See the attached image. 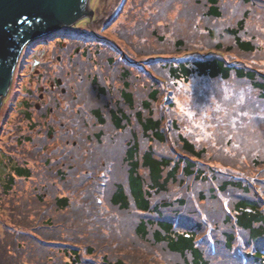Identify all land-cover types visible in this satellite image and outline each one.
Segmentation results:
<instances>
[{
  "label": "trees",
  "instance_id": "16d2710c",
  "mask_svg": "<svg viewBox=\"0 0 264 264\" xmlns=\"http://www.w3.org/2000/svg\"><path fill=\"white\" fill-rule=\"evenodd\" d=\"M121 11L37 40L63 83L4 131L0 264H264V0Z\"/></svg>",
  "mask_w": 264,
  "mask_h": 264
},
{
  "label": "water",
  "instance_id": "95a60500",
  "mask_svg": "<svg viewBox=\"0 0 264 264\" xmlns=\"http://www.w3.org/2000/svg\"><path fill=\"white\" fill-rule=\"evenodd\" d=\"M87 2L88 0H0V108L26 44L63 26L76 24L83 17Z\"/></svg>",
  "mask_w": 264,
  "mask_h": 264
},
{
  "label": "rangeland",
  "instance_id": "374dc122",
  "mask_svg": "<svg viewBox=\"0 0 264 264\" xmlns=\"http://www.w3.org/2000/svg\"><path fill=\"white\" fill-rule=\"evenodd\" d=\"M123 2L124 0H91L90 10H92V14L88 15L89 10H87L86 13L87 15L83 16L82 18H79L78 21H76L79 26L77 27L74 26L75 28L72 29L71 33L79 32V35H81L82 34L81 32H86L87 30H92V28H95V30L97 29L100 33L106 35L107 37L115 38L112 35V31L117 26V23L119 21L114 23L108 29H104L108 25V23L106 25L102 24L101 26H99L100 22L97 23V21L110 20L121 8ZM125 17H127V15H125L122 18V20ZM88 19L90 21L89 24H91L95 20V22H93L94 24L91 26L84 25L85 21H88ZM66 28H70V27L64 26L60 28V31L63 32L64 30H66ZM79 35H75V36H79ZM45 36L46 35L42 37ZM40 38H38L37 40H39ZM59 38L60 37H53L46 42L36 40L34 43L27 45L23 50L22 56L15 70L12 89L9 92V95H7L3 100L4 109L3 111H1L2 114L0 115V126L2 127V130H7L10 128V126H12L11 125L12 120L15 116V109H14L16 107L15 104L19 100H22L23 95H24L23 97L24 100H29L27 93L36 92L37 91L36 86H39L41 88V92L37 94V97H39V95L44 92L45 88H47V84H46L47 82L42 85L37 84L38 76L42 72L41 67H38L41 63L46 64L48 69H50L51 77L56 76L57 80L61 79L59 78V76H57L58 73H54L52 76V68L60 70V67L62 65L61 56L57 57L59 61H57L54 58V56L59 55L60 47L65 48V50H67V46L69 45V43L67 42V39H63L61 45L54 44L57 42V40H59ZM28 53L30 57H27ZM55 69L54 72H56ZM42 80L44 81V76ZM52 82L53 81H50L49 85H51ZM17 91L19 92L17 93ZM16 94H18V97L16 96ZM42 97L44 98L43 95ZM27 102L31 105L33 104L36 105V102H33L31 100ZM38 104H40V101L37 103V105ZM16 111H18V109H16ZM19 111L21 112L25 111L23 104H20ZM4 137L5 136L4 134H1V129H0V151ZM2 155L3 152H0V156ZM1 158L4 157H0V159Z\"/></svg>",
  "mask_w": 264,
  "mask_h": 264
},
{
  "label": "bare ground",
  "instance_id": "6f19581e",
  "mask_svg": "<svg viewBox=\"0 0 264 264\" xmlns=\"http://www.w3.org/2000/svg\"><path fill=\"white\" fill-rule=\"evenodd\" d=\"M90 4H91V0H88V2H87V5H86V7H85V10H84V12H83V16H85V15H87L86 13H87V10H89V12H88V15H91L92 14V10H90Z\"/></svg>",
  "mask_w": 264,
  "mask_h": 264
},
{
  "label": "clouds",
  "instance_id": "9594fccd",
  "mask_svg": "<svg viewBox=\"0 0 264 264\" xmlns=\"http://www.w3.org/2000/svg\"><path fill=\"white\" fill-rule=\"evenodd\" d=\"M26 47V46H25ZM25 47L23 48V50L25 49ZM23 50H22V52H21V54L23 53ZM21 54H20V56H21ZM20 56H19V58H20ZM19 58H18V61H19ZM17 64H18V62H17ZM17 66V65H16ZM16 69V68H15ZM14 74H15V70H14ZM14 76V75H13ZM12 84V83H11ZM10 88H11V86H10ZM10 90V89H9ZM9 92V91H8ZM8 94V93H7Z\"/></svg>",
  "mask_w": 264,
  "mask_h": 264
}]
</instances>
